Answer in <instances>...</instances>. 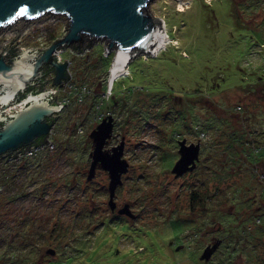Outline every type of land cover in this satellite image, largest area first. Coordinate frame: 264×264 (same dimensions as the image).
Masks as SVG:
<instances>
[{
    "label": "rangeland",
    "instance_id": "rangeland-1",
    "mask_svg": "<svg viewBox=\"0 0 264 264\" xmlns=\"http://www.w3.org/2000/svg\"><path fill=\"white\" fill-rule=\"evenodd\" d=\"M184 3V11L177 0L151 3L160 33L168 40L160 52H155L157 44L153 54L136 52L114 81V57L112 63L102 60L108 72L94 68L100 54L109 58L113 53L105 55L104 43L94 45L86 56H77L79 59H74V51L63 55L73 61L74 80L94 89L100 83L110 88L109 99L102 94L108 106L112 105L105 117L115 119L107 148L117 146L124 137V158L130 163L115 200L119 208L130 204L139 218L133 221L113 214L108 205L107 172L98 170L89 182L90 162L74 163L83 150L85 159H90L89 135L99 124L90 125L88 104L93 97L70 113L73 100L60 97L67 101L63 112L53 116L57 124L43 151L32 146L18 152V157L0 158V255L7 244L27 255L33 242V247L41 250L32 255L31 264H264V211L253 202L255 196L257 203L264 202L260 199L264 194V159L257 168L258 163H247L237 155L242 151L241 139L234 138L235 132L252 126L251 120L264 119L260 115L264 114V10L253 0ZM66 26L65 18L50 15L35 22H19L0 30V51L9 44L7 49L15 52L26 48L38 52ZM142 74L147 77L145 84L138 81ZM133 75L139 78L132 79ZM53 80L44 88L59 97L61 88ZM144 87L159 93L154 97L143 94L133 110L126 107L119 113L118 104L113 106L114 92L129 98L128 90ZM196 95L205 100L197 103V115L207 125L208 120L218 121L213 130L216 133L224 128L219 136H212L210 130L209 135L198 138L184 128L180 116L183 103H190ZM187 110L192 113V104ZM128 112L134 120L125 124ZM224 120L231 124L222 126ZM258 125L249 132L261 127L264 132V125ZM185 138L188 143L201 139L200 160L192 176L177 178L172 170L180 158L178 142ZM207 189L221 195L208 204L213 214L207 215L208 228L222 239L209 262L202 255L211 234L191 219L192 206L199 209L192 195ZM241 214L248 218L241 219ZM257 216L262 221L259 226L255 225ZM55 224L68 227L74 236L64 240V248L52 257L41 245ZM218 224L221 230L215 233ZM51 247L56 246L52 243Z\"/></svg>",
    "mask_w": 264,
    "mask_h": 264
},
{
    "label": "water",
    "instance_id": "water-1",
    "mask_svg": "<svg viewBox=\"0 0 264 264\" xmlns=\"http://www.w3.org/2000/svg\"><path fill=\"white\" fill-rule=\"evenodd\" d=\"M153 1L0 0V30L12 28L19 22H31L46 15L62 17L67 21L66 30L58 37L53 36L38 52H35V48L18 49L14 58L7 59L10 54V49H7L9 44H5V50L0 51V158L16 154L15 152L20 149L24 152L40 138L47 137L54 128L55 122L48 120L64 108L50 102L53 99L51 93L55 91L42 88L38 93H33L28 90L43 79L45 66L54 71L55 86L62 88V83L70 78L69 74L66 75L68 62L61 64L60 58L54 55L55 52L65 48H74L80 52L85 43L89 47L104 43L106 52L115 53L111 68L112 77L118 56L128 59L122 67L125 69L136 52L153 54L152 48L158 42L161 29L154 17L155 13L151 6ZM24 6L28 7V12L17 15ZM23 93H27L26 97L16 106H10L16 109L14 114H10L7 108L1 106L12 104ZM114 128L115 119L109 115L90 133L92 150L87 176L90 182L98 170L108 173V204L112 210L117 206L116 191L123 185L122 178L130 168V163L124 158L126 147L124 137L117 146L107 148L113 139ZM178 147L180 158L172 170V174L177 178L197 168L201 141L188 143L187 139H182L178 142ZM119 214L132 216L129 205L123 207ZM220 244L221 242L206 248L202 259L209 261ZM47 253L52 257L56 255V251L52 249Z\"/></svg>",
    "mask_w": 264,
    "mask_h": 264
},
{
    "label": "trees",
    "instance_id": "trees-1",
    "mask_svg": "<svg viewBox=\"0 0 264 264\" xmlns=\"http://www.w3.org/2000/svg\"><path fill=\"white\" fill-rule=\"evenodd\" d=\"M253 1H256V2H258V5L256 6L257 8L259 7L260 9H263L264 10V0H253ZM254 7V6H253ZM263 46V45H262ZM68 52V53H67ZM66 54H69V51H66V53H65V55ZM114 54V55H113ZM12 58H14L15 57V55H16V52H15V50H13V49H11L10 50V54H9ZM69 55H72V54H69ZM115 56V53L113 52L111 55H110V57L109 58H104L103 57V55H99V58H98V60H97V62H96V65H94V68L96 69V67L98 68V67H100V70L103 72V71H105V72H108V71H106V69H105V66L102 64V60H110L111 61V63H112V59H113V57ZM74 57V59L76 58V59H79V58H77V56L76 55H74L73 56ZM142 59V61H144L143 60V58H141ZM54 60L56 61V58H54ZM68 60H70V59H68ZM72 62V65H73V61H71ZM146 63V62H145ZM80 66V65H79ZM131 66V65H130ZM75 70H76V67L74 68ZM52 68H50L49 66L47 67V70L45 71V74H50V73H52ZM78 70H79V72L80 71H82V68L80 67V69H79V67H78ZM131 70H132V68H131ZM51 71V72H50ZM134 71H136V69H134ZM73 73V78H72V82L76 85V87L77 88H81V86H84V85H86V82H84V81H77V80H74V78H75V76H74V72H72ZM44 74V75H45ZM53 74V73H52ZM66 75H68V73L66 72ZM45 77V76H44ZM136 78H139V77H135L134 75L132 76V79H136ZM54 79V78H53ZM144 79H147V77H146V74H142L141 76H140V79L138 80L139 81V83H141V84H145V83H143V81H144ZM66 81H69V80H66ZM66 81H64V82H66ZM136 82V81H135ZM46 82L43 80L42 81V86L39 88V89H42V88H44V84H45ZM51 83V82H50ZM258 83H260V82H258ZM86 86H88V85H86ZM114 88H115V86H114ZM248 88V87H247ZM88 89L90 90V93L89 94H87V95H85V98H84V100H83V102H79L78 101V98H77V96H78V93H75V92H72V91H69V90H66V89H64V87H62L61 89H59V98L61 97V98H65L66 96H68L69 97V99H70V101H72L73 100V105H71L73 108H71V109H69L68 110V113H70V112H72L73 110H75V109H77V108H79V107H82L83 105H85L86 104V102H87V99L90 97V96H92L93 98L91 99V100H93V101H91L90 102V104H88V106H90V107H88L89 109L91 108V110H90V113H89V115H90V118H91V123H90V125L93 127V126H95L96 124H98V123H100V121L105 117V113L107 114L108 112H107V110L108 109H110L111 107H112V105H111V107L110 106H108V104L106 103V100L103 98L102 99V94H105L107 91H108V86L106 85V83L105 84H101L100 83V85H99V87L97 88V89H94V88H90L89 86H88ZM34 93H37V92H39V90L37 89H31ZM30 90V91H31ZM133 91H131V90H128L130 93L129 94H132L131 96H129V98H126V96H125V94H121V95H118L119 93H113V95H112V99H113V106L117 103L118 105H117V107L118 108H116V110H118V112L119 113H121L120 111H123L126 107H131V110H133L134 108L133 107H136L137 106V104H139L140 102H141V96H143V94L144 95H146V96H149V95H151V96H155L156 94H158L159 92L158 91H155V90H152L151 88H146V87H144V88H134V89H132ZM26 95H27V93H23V94H20L19 96H18V98H17V101H21L22 99H24L25 97H26ZM75 99V100H74ZM129 99V100H128ZM204 98L203 97H201L200 95L198 96V95H196V96H194V99H191L190 100V103H183V107H182V111L180 112V116L182 117V123H183V126H184V128L187 130V131H191V132H195V135H197L198 136V138L199 137H201L202 136V134L203 135H205V134H207V135H209L211 132H212V136H219V134H221L222 133V131L224 130V128H222L221 127V129H216V133H214V127H215V124H218L219 122L218 121H216V120H208V125H207V123H206V121L204 120V119H201L198 115H197V110H198V106H197V103L198 102H202V103H205L204 101L205 100H203ZM69 101V102H70ZM108 101H110V100H108ZM192 104V106H193V110H192V113L190 112V111H188L189 113H191V114H189L188 112L186 113V107H188V106H190ZM108 106V107H107ZM68 107H69V105H68ZM168 108V107H167ZM123 109V110H122ZM166 109V108H165ZM65 111H67V109L65 110ZM63 112V111H62ZM61 112V113H62ZM130 112V111H129ZM129 112H128V114H127V116L125 117V119H124V121H125V124L127 123H130L132 120H134L133 119V117H132V114H129ZM162 112H164V110H162ZM227 114H231V115H234L232 112H226ZM60 114V113H59ZM59 114H58V116H59ZM96 115V116H95ZM260 115H262V116H264V114L263 113H260ZM233 117V116H232ZM258 117V116H257ZM263 120L264 119H262V120H260V119H258V122H256V121H254V120H251V125L252 126H250L249 128H245L244 129V132H242V131H240V132H238V133H236L235 132V134H234V138H237V139H241V144H242V146L240 145V147H239V149H241L242 151H240L237 155L239 156V155H242V157L244 158V159H246V162L248 163V161H253V162H255V163H258L257 164V166L255 167V168H257L259 165H261V162H262V160L264 159V132H263V130H261L262 129V127L261 128H259V130H256L255 128L253 129V131L252 132H249L250 131V129L253 127V126H255V125H257V124H259L258 125V127H260V126H262V125H264V122H263ZM49 122H55V125L57 124V120L56 119H54L53 117H51L49 120H48ZM224 123H227V124H231V122L230 121H227V120H224L223 122H222V126H223V124ZM220 124V123H219ZM208 126L207 128H204L205 126ZM210 130H212L211 132H209ZM219 131H221V133L219 132ZM250 133V135H249V139L247 138L246 139V136L248 135ZM47 139H49L48 141H50V135H48L47 137H44V138H40L39 140H37L34 144H33V147H39L40 149H41V152L43 151V147L46 145V143H47ZM186 139V138H185ZM243 139H245V140H243ZM200 141H201V139H200ZM202 142V141H201ZM191 143H192V141H191ZM197 143V142H196ZM202 144V143H201ZM32 147V146H31ZM205 148H206V146L204 145V150H205ZM250 148L252 149V151H250ZM85 149H87L86 147H85ZM23 149H20L19 151H17V152H15L16 154H12V155H9L8 156V158H10V159H12L13 157L15 158V157H18V152H20V151H22ZM205 152V151H204ZM85 156H86V153L84 152V150L82 151V154L79 156V158H76V159H78V160H76L75 158L73 159L75 162V164L76 163H78V164H87L88 162H90L89 160L90 159H85ZM259 161H261V162H259ZM80 162V163H79ZM236 163V162H235ZM40 169V168H39ZM39 169H37V171H39ZM194 173V172H193ZM188 175H191L192 173L191 172H189V173H187ZM186 175V174H185ZM192 176V175H191ZM213 179H215L216 181L218 180V178L215 176V174H214V176H213ZM209 189H207V192L206 193H204V192H202V193H199V194H197V193H194L193 195H192V201H198L199 203H201V201H202V198H203V204L204 205H200L199 204V209H196L195 207H193L192 206V211L194 212L193 214H194V217L193 218H191L192 220H195L196 222H199L198 224H196V225H199V224H201V227H203V226H205L206 227V233H207V230H208V233L209 234H211V240H210V242H209V244H211L212 243V241L214 242V241H221V244H222V239H221V237H219V236H217V235H215V236H213V234L214 233H212V232H210V227L208 228V220H207V215L208 214H210L211 215V217H212V213H211V211L210 210H208V204H209V201H214L215 200V197H221V195H220V192H218L217 191V194H214L213 192H209L208 191ZM215 190H219L218 188H216ZM244 190H246V189H244ZM263 196H264V194H263ZM263 196H260V199H262L263 201H264V199H263ZM257 196H255L254 197V199H253V202H255V205H258V207H262V211H264L263 209H264V202H261L260 204L259 203H257V201H255V198H256ZM218 200V199H217ZM214 204V203H213ZM218 204H220V201H218ZM202 209H204L203 210V213H202ZM216 210V207L215 208H213V212ZM250 215H253V213L252 214H250ZM197 217H199V218H197ZM242 217H244V215L243 214H241L240 215V218L241 219H247L248 218V216H246V218L244 217V218H242ZM198 220H200V221H198ZM260 219H259V216H257L256 217V222H255V225L256 226H259V225H261V223H262V221H259ZM211 222V221H210ZM207 225V226H206ZM221 226H220V224H218V228L216 229V231H215V233L216 232H218V231H220L221 229ZM252 228L251 227H249L248 228V230H251ZM70 235H73L74 236V234L73 233H69V228L67 227V228H65V227H63L62 225H58V224H55L54 225V227H53V229L48 233V238L47 239H45L44 240V244L43 245H41L42 246V248H43V246H44V248H47L48 250H50L52 247H51V245H52V243L53 244H55V246L56 247H54L55 249H52V250H55V251H57L56 253L57 254H59L60 253V251L59 250H61V248L63 249L64 248V246H63V242H64V240H67L68 239V237L70 236ZM83 236H85V235H83ZM34 245H33V242L30 244V246H29V248H30V250H29V252L27 253V255L26 254H23L24 252H20L21 250L19 249V248H17L14 244H7L4 248H3V250L1 251V255H0V262H1V264H31V263H33L34 262V257H32V255H34V254H36V250H41V248H40V246H38V247H33ZM221 246V245H220ZM220 248V247H219ZM219 248L216 250V252L219 250ZM47 250V251H48ZM215 252V253H216ZM41 259V258H40ZM211 260V259H210ZM209 260V261H210ZM208 261V262H209Z\"/></svg>",
    "mask_w": 264,
    "mask_h": 264
},
{
    "label": "built area",
    "instance_id": "built-area-1",
    "mask_svg": "<svg viewBox=\"0 0 264 264\" xmlns=\"http://www.w3.org/2000/svg\"><path fill=\"white\" fill-rule=\"evenodd\" d=\"M46 16H48V15H46ZM43 17H45V16H43ZM42 17V18H43ZM42 18H40V19H42ZM40 19H37V20H34V21H31V22H35V21H39ZM28 23H30V22H28ZM100 44V43H99ZM93 46H91V47H89L88 45H87V43H85V47H82V50L80 51V52H78L76 49H74V48H68L67 50H63V49H60V50H58L57 52H55L54 53V55H57L59 58H60V55L62 54V60H60V63L61 64H63V63H65L66 61L68 62L67 63V72H68V74H69V76H70V78L68 79L69 81H66V82H63V83H65V86H63L64 87V89H66V90H69V91H72V92H75V93H78V96H77V98H78V101L81 103V102H83V100H84V98H85V95H87V94H89L90 93V90L88 89V86H86V85H84V86H81V88H77L76 87V85L72 82V76H73V73H72V62L70 61V60H68V59H64L63 58V55H65V53H66V51H69V52H72L73 53V51L75 52V54L74 55H76V56H81V57H83V56H86L87 54V52H89L90 51V49L92 48ZM71 50V51H70ZM104 53H105V55L107 56L109 53L108 52H106V50H104ZM123 71H125L124 69H123ZM124 74V73H123ZM53 78H54V74H48L47 75V77L45 78L46 80H48L47 81V83H45V86L44 87H46L47 85H49L50 84V82L53 80ZM115 78H116V76L113 78V80L112 81H114L115 80ZM109 91H110V88L108 89V91L104 94L105 95V97H107V94L109 95L110 93H109ZM60 93V92H59ZM51 95H52V97H53V99H51V103L52 104H57V105H62L63 107L65 106V101L64 100H66V99H60L59 97H57L56 95L57 94H52L51 93ZM104 97V98H105ZM59 98V99H58ZM108 99H109V97H107ZM67 101V100H66ZM16 111V109L15 108H12V107H8V112L10 113V114H14V112ZM52 132V131H51ZM49 139H47V141H48ZM51 142V141H50Z\"/></svg>",
    "mask_w": 264,
    "mask_h": 264
},
{
    "label": "flooded vegetation",
    "instance_id": "flooded-vegetation-1",
    "mask_svg": "<svg viewBox=\"0 0 264 264\" xmlns=\"http://www.w3.org/2000/svg\"><path fill=\"white\" fill-rule=\"evenodd\" d=\"M12 57L8 54V57H7V59H11ZM47 67L48 66H45L44 67V69H43V72H44V74H45V71L47 70ZM52 71V73L54 74V71L53 70H51ZM50 71V72H51ZM52 73H50V74H52ZM47 75L48 74H45L44 76H45V78L47 77ZM44 76H43V79H41V81L40 82H37L33 87H31L28 91H30L31 89H38L39 90V88L42 86V81L44 80L45 82H46V79L44 78ZM45 85V84H44ZM32 91V90H31ZM33 92V91H32ZM34 93V92H33ZM38 93V92H37ZM20 103V101H13L12 102V104H7V105H1L3 108H7L8 109V107H10V106H16L17 104H19ZM19 107V105L17 106V108ZM3 112V111H2ZM4 113V112H3ZM15 113V112H14ZM52 131H53V129H52ZM52 133V132H51ZM50 135V134H49ZM191 143V142H190ZM202 145V144H201ZM112 148V147H111ZM110 148V149H111ZM109 149V148H108ZM197 165H198V163H197ZM197 170V168L193 171V172H195ZM193 172H191V173H193ZM118 192V190L116 191V193ZM108 197H109V193H108ZM116 197V196H115ZM115 202H116V200H115ZM109 203V202H108ZM116 204H117V202H116ZM200 205H204L203 204V198H202V201H201V203H199ZM109 205V204H108ZM126 205H129V207H130V211L132 212V216H128V215H120L119 214V212H120V210L122 209V208H119V206H118V204H117V206H116V209L115 210H112L110 207V209H111V211L113 212V214H115V215H119L120 217H122V218H130L131 220H135V219H137V218H139V215H138V213H134L131 209V205L130 204H125L123 207H125ZM203 210L204 209H202V213H203ZM221 241H212V243L211 244H209V243H207L206 245H205V247L206 248H208V247H212L213 245H215V244H217V243H220ZM220 245H222V244H220ZM220 247V246H219Z\"/></svg>",
    "mask_w": 264,
    "mask_h": 264
},
{
    "label": "bare ground",
    "instance_id": "bare-ground-1",
    "mask_svg": "<svg viewBox=\"0 0 264 264\" xmlns=\"http://www.w3.org/2000/svg\"><path fill=\"white\" fill-rule=\"evenodd\" d=\"M179 2V8L180 11H184V0H177ZM188 4V3H187ZM168 38L164 35H162L161 33H159L158 36V42H157V48L155 49V52H160V49L163 48V45L165 42H167ZM153 49V48H152ZM154 53V52H153ZM127 58L124 57H120L118 56L116 59V65L115 68L113 70V77L116 76L117 74L121 73V71L123 70L122 67L125 65V63L127 62Z\"/></svg>",
    "mask_w": 264,
    "mask_h": 264
},
{
    "label": "snow or ice",
    "instance_id": "snow-or-ice-1",
    "mask_svg": "<svg viewBox=\"0 0 264 264\" xmlns=\"http://www.w3.org/2000/svg\"><path fill=\"white\" fill-rule=\"evenodd\" d=\"M28 12V7L27 6H24V7H21L19 12L17 13V15H24ZM39 13H37L38 15Z\"/></svg>",
    "mask_w": 264,
    "mask_h": 264
}]
</instances>
